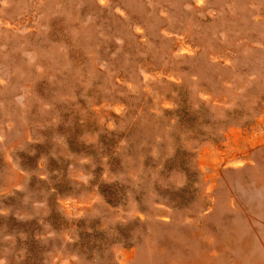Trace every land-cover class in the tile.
Returning <instances> with one entry per match:
<instances>
[{"label": "rangeland", "instance_id": "rangeland-1", "mask_svg": "<svg viewBox=\"0 0 264 264\" xmlns=\"http://www.w3.org/2000/svg\"><path fill=\"white\" fill-rule=\"evenodd\" d=\"M236 14L234 0H0V264H119L127 250L144 264L202 205L192 148L248 114L241 89L226 111L193 97L248 70ZM183 34L197 53L173 47Z\"/></svg>", "mask_w": 264, "mask_h": 264}, {"label": "bare ground", "instance_id": "bare-ground-1", "mask_svg": "<svg viewBox=\"0 0 264 264\" xmlns=\"http://www.w3.org/2000/svg\"><path fill=\"white\" fill-rule=\"evenodd\" d=\"M234 7L237 14L230 27L238 31L239 44L251 48L241 60L249 65L248 70L235 78L222 73L217 97L207 88L194 89L193 97L226 111L235 104L227 88L241 89V93L235 92L246 97L242 106L248 114L235 122L219 123L217 140L208 137L205 144L192 148L202 181V205L193 211L197 215L189 213L180 222L171 221L144 264H264V0H234ZM173 47L184 57L197 53L188 35L179 36ZM211 56L225 64L231 61V54L225 51ZM158 74L171 81L178 78L164 68ZM173 101L164 98L161 102L164 108L171 106L169 112L178 113ZM223 184L227 189L221 188ZM160 217L169 221L164 211ZM133 258L134 253L127 250L119 264Z\"/></svg>", "mask_w": 264, "mask_h": 264}]
</instances>
